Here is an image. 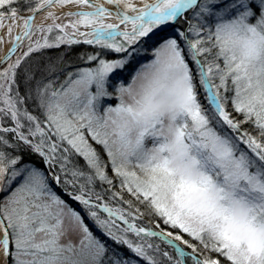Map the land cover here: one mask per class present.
<instances>
[{
	"label": "snow or ice",
	"instance_id": "snow-or-ice-1",
	"mask_svg": "<svg viewBox=\"0 0 264 264\" xmlns=\"http://www.w3.org/2000/svg\"><path fill=\"white\" fill-rule=\"evenodd\" d=\"M5 44L0 264H264V0H0Z\"/></svg>",
	"mask_w": 264,
	"mask_h": 264
},
{
	"label": "rangeland",
	"instance_id": "rangeland-1",
	"mask_svg": "<svg viewBox=\"0 0 264 264\" xmlns=\"http://www.w3.org/2000/svg\"><path fill=\"white\" fill-rule=\"evenodd\" d=\"M18 31V30H17ZM5 46H6V44L5 45H3V46H0V56H2V54H3V52H4V50H5ZM9 47H10V45H9ZM63 51V49H59V50H49L48 51V53H50V52H53V53H56L55 55H57V54H59V53H61ZM79 51H82L81 49L80 50H75L74 49V52H79ZM47 53V54H48ZM20 53L18 52L16 55H19ZM13 59H15V57H13ZM145 60H147L148 59V57H145L144 58Z\"/></svg>",
	"mask_w": 264,
	"mask_h": 264
},
{
	"label": "bare ground",
	"instance_id": "bare-ground-1",
	"mask_svg": "<svg viewBox=\"0 0 264 264\" xmlns=\"http://www.w3.org/2000/svg\"><path fill=\"white\" fill-rule=\"evenodd\" d=\"M69 10L76 11V10H78V9H75V8H65V9H63L64 12H67V11H69ZM36 23H37V24L40 23V18H39V17L37 18ZM8 48H9V45L6 44V46H5V50H4L3 54H2V56L8 51Z\"/></svg>",
	"mask_w": 264,
	"mask_h": 264
},
{
	"label": "trees",
	"instance_id": "trees-1",
	"mask_svg": "<svg viewBox=\"0 0 264 264\" xmlns=\"http://www.w3.org/2000/svg\"><path fill=\"white\" fill-rule=\"evenodd\" d=\"M84 50V46H80L79 48H75V50ZM56 53H53V52H50L48 53V55H52V56H55ZM125 254L126 255H129V253H127V251L125 250Z\"/></svg>",
	"mask_w": 264,
	"mask_h": 264
}]
</instances>
